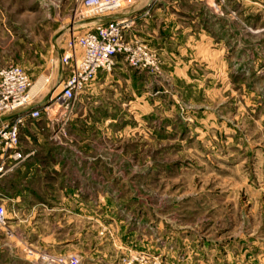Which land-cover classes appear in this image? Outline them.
<instances>
[{
	"label": "rangeland",
	"instance_id": "obj_1",
	"mask_svg": "<svg viewBox=\"0 0 264 264\" xmlns=\"http://www.w3.org/2000/svg\"><path fill=\"white\" fill-rule=\"evenodd\" d=\"M77 5L0 0V68L22 67L33 100L51 95V34L98 20L78 19ZM152 8L134 19L146 48L136 65L118 57L67 115L43 116L32 133L26 120L19 146L51 164V211L5 206L0 264H38V252L80 264H264V8ZM65 145L90 152L65 156Z\"/></svg>",
	"mask_w": 264,
	"mask_h": 264
},
{
	"label": "built area",
	"instance_id": "obj_2",
	"mask_svg": "<svg viewBox=\"0 0 264 264\" xmlns=\"http://www.w3.org/2000/svg\"><path fill=\"white\" fill-rule=\"evenodd\" d=\"M77 18L80 20L98 19L81 34L68 37L60 62L67 70V76L61 89L50 96L38 108L27 113L9 116L21 109L29 108L34 102L29 76L18 65L0 68V177L6 174L12 165L23 161L21 153L20 132L27 119L33 122L47 116L50 122L56 113L64 116L72 110L77 97L95 80L98 72H110L114 69L117 58L124 57L130 65H136L138 55H145V45L135 38V16L127 15L140 3L146 8L142 15L149 14L150 7L163 0H77ZM225 0H220L224 3ZM126 14V15H125ZM127 16L118 20L110 16ZM65 123L68 118H62ZM12 160L7 167L5 160ZM8 221L6 209L0 204V227ZM33 254V253H31ZM34 261L38 264H80L78 257L71 256L59 259L47 252L34 253Z\"/></svg>",
	"mask_w": 264,
	"mask_h": 264
},
{
	"label": "crops",
	"instance_id": "obj_3",
	"mask_svg": "<svg viewBox=\"0 0 264 264\" xmlns=\"http://www.w3.org/2000/svg\"><path fill=\"white\" fill-rule=\"evenodd\" d=\"M237 3L247 4L251 9L261 10L264 8L263 0H236ZM153 6L150 7V11L152 12ZM146 8L145 5L140 6L132 11H129L127 15L135 16L138 19H146L147 17L142 15V12ZM149 11V12H150ZM126 15V14H125ZM146 17V18H143ZM71 35V21L68 24L62 26L58 30H55L50 36V46L48 49L47 55L44 57L46 59V74L48 78H51V95L56 94L60 91L61 84L63 80L67 76V70L61 64L60 58L62 53L65 50V44L68 37ZM50 62V63H48ZM99 75L103 74V71L98 72ZM97 74V75H98ZM97 77V76H96ZM96 79V78H95ZM94 82V81H93ZM91 83L86 88V93H89L91 90L101 89L104 84H94ZM49 92L45 94L41 99L34 100L29 108L21 109L18 112H15L9 116L3 117V119H9L15 115L27 113L30 109L38 108L43 105L48 99ZM49 96V97H50ZM84 117V115L82 116ZM43 117L33 122L28 119L29 124L25 125L27 132L32 133L36 126H38V122L41 121ZM71 127V124H70ZM24 128V127H23ZM21 129V131L23 130ZM29 134L23 136L28 139ZM21 140V139H20ZM79 149V150H78ZM74 150L71 146L65 145L63 148V153L66 156L71 154L73 155H82L88 153L87 148H78ZM21 153L25 155L23 161L17 162L12 165V169H10L6 174L0 177V204L4 207L14 206L17 208L19 212V216L24 215V209L27 213L31 212L34 207H50L51 211V164L49 168L45 166V159L42 161L36 155V150L33 149H21L19 148ZM1 161V159H0ZM5 163L10 166L13 162L10 159H6ZM55 169V167H53ZM71 186L69 187L67 192H71ZM70 193L65 195V197H69ZM62 197V199H65ZM71 197V196H70ZM31 205V208H27ZM40 213V212H39ZM38 210L32 212V217L35 218L39 216Z\"/></svg>",
	"mask_w": 264,
	"mask_h": 264
},
{
	"label": "water",
	"instance_id": "obj_4",
	"mask_svg": "<svg viewBox=\"0 0 264 264\" xmlns=\"http://www.w3.org/2000/svg\"><path fill=\"white\" fill-rule=\"evenodd\" d=\"M124 17H127V16L114 15V16H110L109 19L118 20V19H121V18H124Z\"/></svg>",
	"mask_w": 264,
	"mask_h": 264
}]
</instances>
